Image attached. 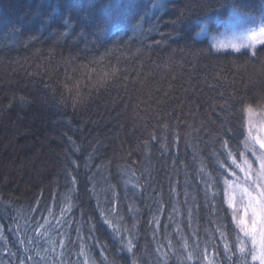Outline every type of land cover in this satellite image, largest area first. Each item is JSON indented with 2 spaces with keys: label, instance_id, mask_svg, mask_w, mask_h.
<instances>
[{
  "label": "trees",
  "instance_id": "1",
  "mask_svg": "<svg viewBox=\"0 0 264 264\" xmlns=\"http://www.w3.org/2000/svg\"><path fill=\"white\" fill-rule=\"evenodd\" d=\"M233 11L264 0H0V264H246L206 195L264 109V44L200 35Z\"/></svg>",
  "mask_w": 264,
  "mask_h": 264
},
{
  "label": "snow or ice",
  "instance_id": "2",
  "mask_svg": "<svg viewBox=\"0 0 264 264\" xmlns=\"http://www.w3.org/2000/svg\"><path fill=\"white\" fill-rule=\"evenodd\" d=\"M154 7L158 6L154 5ZM249 33L253 41L258 37H264V22H261L257 27H250ZM260 43H264V40H260ZM241 46L255 47L252 42L244 43ZM235 50L240 51V48L236 47ZM252 55H255V51H252ZM245 112L251 114V106L245 109ZM245 127L246 135L243 141L245 153H240L243 157L242 161L238 162L236 155L231 151H228L226 156V159L231 160V164L235 168L244 173L243 177H237L244 182L234 186L233 181L225 178L222 193L209 191L206 195L214 199L217 195L222 194L223 202L230 210L233 230L236 233V251L241 258H245L246 264H253V262L264 264V138L254 135L256 130L247 123ZM222 146L227 148L226 140ZM246 153L253 157L256 163L255 168ZM219 163L223 168V162ZM231 175L235 177L236 172L231 171ZM225 249L231 251L228 244H225ZM247 257H250V261L246 259ZM188 259H192V253L188 254Z\"/></svg>",
  "mask_w": 264,
  "mask_h": 264
},
{
  "label": "rangeland",
  "instance_id": "3",
  "mask_svg": "<svg viewBox=\"0 0 264 264\" xmlns=\"http://www.w3.org/2000/svg\"><path fill=\"white\" fill-rule=\"evenodd\" d=\"M264 18L254 17L242 14L238 11H233L228 20L224 23L223 27L218 32L212 33L209 28L200 34L203 37H207L211 42L212 47L217 52H234L240 53L244 51L251 52L256 51L258 47L264 43H260V40H264V37H258L256 40H252L249 33L250 27H257L261 22H264ZM254 43V48L242 47L244 43ZM239 47L240 51H236L235 48ZM246 123L253 127L254 135H259L264 138V109L255 110L252 109L251 114H247ZM247 158L253 162V168L256 167V163L250 154H247ZM244 173H241L239 177H243ZM242 180V179H237ZM244 181L242 180V183ZM241 182H235V184H242Z\"/></svg>",
  "mask_w": 264,
  "mask_h": 264
}]
</instances>
